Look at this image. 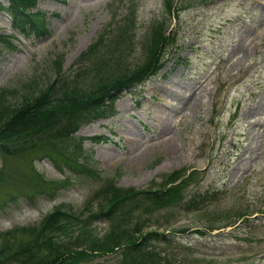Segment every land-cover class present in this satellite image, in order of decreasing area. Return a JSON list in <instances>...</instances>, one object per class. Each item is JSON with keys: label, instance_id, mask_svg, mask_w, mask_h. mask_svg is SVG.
I'll use <instances>...</instances> for the list:
<instances>
[{"label": "rangeland", "instance_id": "374dc122", "mask_svg": "<svg viewBox=\"0 0 264 264\" xmlns=\"http://www.w3.org/2000/svg\"><path fill=\"white\" fill-rule=\"evenodd\" d=\"M0 1L10 5V0ZM165 1L36 0L31 11L43 13L47 21L48 34L42 37L21 35L12 28L9 13L0 12V93L5 91L15 104L52 82L58 64L68 77L83 68L82 54L105 31L117 36L111 30L124 23L128 11L135 15L133 53L125 60L131 67L142 60L143 44L158 22L176 34L155 81L151 77L149 84L124 91L112 116L85 122L75 133L102 137L84 141L96 176L77 177L67 170L58 153L50 151L54 143L0 153V248L7 230L38 226L60 203L68 211L92 213L89 209L96 210L105 198L95 194L107 179L116 191L145 190L172 175L177 181L164 187L169 188L194 171L168 207L157 200L151 218L130 220L129 228L163 233L159 241L139 251L117 246L78 264H124L149 251L157 253L161 264H264V24L259 21L264 0H177L178 10L169 15ZM112 52L106 51L107 57ZM82 70L76 79L89 88L93 71ZM32 171L46 181L37 190L28 181ZM52 181L58 186L53 194L43 190L52 188ZM206 190L213 200L187 208L191 195L197 198ZM141 199L128 205H142ZM86 216L81 217L85 223ZM88 226L99 244L103 237L112 242L105 236L111 231L103 217ZM65 235L61 239L75 238L81 248L89 245L78 228Z\"/></svg>", "mask_w": 264, "mask_h": 264}, {"label": "trees", "instance_id": "16d2710c", "mask_svg": "<svg viewBox=\"0 0 264 264\" xmlns=\"http://www.w3.org/2000/svg\"><path fill=\"white\" fill-rule=\"evenodd\" d=\"M36 0H10V5L4 7L0 2V11L7 9L11 17L12 28L23 36L35 34L42 37L48 34L47 21L43 13L31 11ZM166 11L171 12V0H166ZM124 22V23H123ZM123 24H116L111 30L117 31V36L109 37L108 32L99 36L98 42L82 54L79 64L84 67L68 77L63 73L58 64L56 78L48 83L38 95L25 98L21 103H10L6 92L0 93V153L13 155L21 151H30L48 143H54L65 168L77 177L90 178L96 176V171L86 159L84 141L92 139L102 140V137L86 138L76 135L78 128L92 119L111 116L114 103L123 91L129 90L141 83L147 77L154 75L162 68L165 51L172 47L176 36L172 35L164 25V21L154 26L143 44V58L134 67L127 60L133 53L135 40V15L128 11L124 16ZM120 33V35H119ZM0 40L1 39L0 36ZM100 46H103L99 48ZM91 51H100L97 55L90 56ZM106 51H113L107 57ZM113 64L116 68H111ZM82 69L91 70L93 81L83 87L76 77L83 72ZM75 70V69H74ZM24 98V97H23ZM29 176V182L37 190L46 182L35 171ZM2 168H0V176ZM175 174H179L175 172ZM196 175L193 171L187 177L179 180L169 188H164L168 183L177 181L170 175L162 185L145 190L124 189L115 190L111 179H107L96 190L95 197L105 196L96 208L89 209L92 213L84 211L75 213L66 210L65 204H58L47 213L38 226L15 227L5 232V245L0 248V264H78L79 260L90 257L91 254L112 253L117 246L125 245L139 251L146 243L159 241L157 230L138 231V228H129L133 218L140 221L142 217L151 218L157 211V200L169 206V200L180 188L187 185ZM53 189L57 183L49 182ZM45 186L48 187V184ZM61 186V184H60ZM38 192V191H37ZM109 192V195L106 193ZM40 193H45L40 191ZM208 191L192 198L185 203H190L187 208L194 209L196 205L210 202L214 197L208 198ZM138 196L142 197V205L129 206V201ZM192 198V199H191ZM195 201V202H192ZM163 207V208H164ZM190 210V209H189ZM84 213L86 223L81 219ZM159 213V211H158ZM103 217L110 224V234L103 237L102 245L98 239L86 229L91 220ZM89 227V226H88ZM78 228V234L83 240L89 242L85 248L75 244L72 240H63L61 236L71 233ZM109 231V232H110ZM27 232L28 236L17 238L16 234ZM7 233V234H6ZM163 234V235H162ZM115 235L114 241L112 236ZM16 238V239H14ZM125 238V239H124ZM153 259V262L150 261ZM158 255L148 252L145 257H128L124 264H161L156 262Z\"/></svg>", "mask_w": 264, "mask_h": 264}, {"label": "bare ground", "instance_id": "6f19581e", "mask_svg": "<svg viewBox=\"0 0 264 264\" xmlns=\"http://www.w3.org/2000/svg\"><path fill=\"white\" fill-rule=\"evenodd\" d=\"M260 3H263V2L260 1ZM263 7H264V5H263ZM259 21H260L262 24H264V14L259 18ZM151 80H152V81H155L156 78H152ZM147 84H149V82H147L146 85H147Z\"/></svg>", "mask_w": 264, "mask_h": 264}]
</instances>
